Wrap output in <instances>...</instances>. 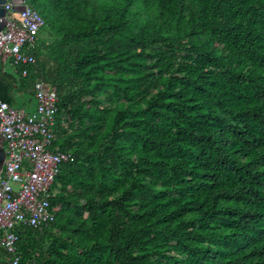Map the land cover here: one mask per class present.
<instances>
[{
  "label": "trees",
  "instance_id": "trees-1",
  "mask_svg": "<svg viewBox=\"0 0 264 264\" xmlns=\"http://www.w3.org/2000/svg\"><path fill=\"white\" fill-rule=\"evenodd\" d=\"M24 1L0 100L53 85L70 156L19 264H264V0Z\"/></svg>",
  "mask_w": 264,
  "mask_h": 264
},
{
  "label": "built area",
  "instance_id": "built-area-1",
  "mask_svg": "<svg viewBox=\"0 0 264 264\" xmlns=\"http://www.w3.org/2000/svg\"><path fill=\"white\" fill-rule=\"evenodd\" d=\"M5 24L0 29V61L34 62L31 51L44 22L24 0H5ZM22 67L21 73H26ZM33 109L0 100V134L4 159L0 169V264H19L18 233L24 226L39 227L52 221L56 207L49 198L59 163L70 156L53 145L57 93L53 85L32 81Z\"/></svg>",
  "mask_w": 264,
  "mask_h": 264
},
{
  "label": "rangeland",
  "instance_id": "rangeland-1",
  "mask_svg": "<svg viewBox=\"0 0 264 264\" xmlns=\"http://www.w3.org/2000/svg\"><path fill=\"white\" fill-rule=\"evenodd\" d=\"M37 39H38V36H36L35 41H37ZM7 58L5 59V62H7L6 61ZM16 95L17 96H16V101L14 103V106L24 107L26 111L33 109L34 99L32 96H28L26 93H22V92L17 93Z\"/></svg>",
  "mask_w": 264,
  "mask_h": 264
},
{
  "label": "water",
  "instance_id": "water-1",
  "mask_svg": "<svg viewBox=\"0 0 264 264\" xmlns=\"http://www.w3.org/2000/svg\"><path fill=\"white\" fill-rule=\"evenodd\" d=\"M4 1L5 0H0V29L6 23L5 22V16H4V14H5L4 5H1V3H3ZM3 159H4V149H3V145H2V136L0 134V169L2 167Z\"/></svg>",
  "mask_w": 264,
  "mask_h": 264
}]
</instances>
